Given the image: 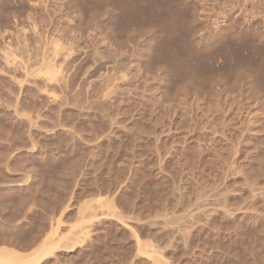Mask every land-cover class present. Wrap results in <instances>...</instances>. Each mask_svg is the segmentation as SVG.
I'll use <instances>...</instances> for the list:
<instances>
[{
  "label": "rangeland",
  "instance_id": "374dc122",
  "mask_svg": "<svg viewBox=\"0 0 264 264\" xmlns=\"http://www.w3.org/2000/svg\"><path fill=\"white\" fill-rule=\"evenodd\" d=\"M193 1L0 0V49L20 67H1L0 72V252L5 247L21 252L35 247L59 220L67 231L82 221L80 209L94 207L99 198L105 202L100 212L106 214L99 212L100 218L93 219L104 223L107 233L91 232L87 247L76 244L71 250L75 258L61 261L146 264L147 255L139 247L144 245L156 248L168 264H250L251 251L264 255V224L249 225L243 214L246 182L264 184V110L259 109L264 106L255 93L262 87L253 92L239 85L227 100L245 106L260 102L249 116L221 115L218 92L209 90L220 87L219 75L232 84L242 66L246 73L264 75V45L251 34L237 33L234 26L221 41L194 49L193 28L204 34L210 26L207 15L216 18L219 8L209 7L212 0H200L196 6ZM244 1L229 6V0H221L229 5L220 7L264 16V0ZM149 31L163 34L165 57L180 60L190 69L189 77L194 75L204 86L217 77L216 84L206 87L211 93L197 99L199 105L192 94L177 88L180 78L162 89L158 59L152 58L149 67L133 65L149 47ZM226 60L232 64L227 61L229 69ZM39 75L62 76L65 86L53 81L44 88ZM11 80L21 81V89ZM186 97L197 105L184 102ZM17 107L24 115L13 110ZM27 115L37 126H29ZM247 156L261 164H253L254 172ZM217 186L224 191L219 196L226 192L228 198L211 205L223 204L237 213L227 219L201 212L190 218L192 224H184L181 213H188ZM170 216H180L181 221L174 222L187 228L181 225L182 241L153 225Z\"/></svg>",
  "mask_w": 264,
  "mask_h": 264
},
{
  "label": "bare ground",
  "instance_id": "6f19581e",
  "mask_svg": "<svg viewBox=\"0 0 264 264\" xmlns=\"http://www.w3.org/2000/svg\"><path fill=\"white\" fill-rule=\"evenodd\" d=\"M184 1H191V0H184ZM193 1V0H192ZM195 1V0H194ZM193 1V2H194ZM200 0H196L194 3H195V5H193V2H192V5L193 6H196V3L197 4H199L200 2H199ZM223 1H225V0H223ZM228 1V0H227ZM239 1V0H238ZM238 1H236L237 3H238ZM249 0H247V2H248ZM251 1V0H250ZM254 1V0H253ZM263 1V0H262ZM212 2V4H211V6H209V7H215L216 9H218L219 8V10H217L218 11V14H216L215 16H216V18H212L211 16L212 15H207V17H208V21H209V23H210V26H209V28H207L206 29V31H205V33L204 34H198V33H196L197 31V29L196 28H193V29H195V31H193V29H191L192 31H193V33L191 34V43H192V46L194 47V49L196 48V49H199V50H201V49H203V48H206V47H208V46H210L211 44H213V43H216V42H218V40L220 39V41H221V38H223L224 37V35L227 33V34H229V33H231V30L233 31L234 29H231L232 27L234 28V26H237L236 27V29H237V33H248V35L249 34H251L255 39H256V41H258L260 44V46L262 47V45H264V16L262 17V16H260V15H258L259 14V12H258V14H257V12H255V14H249V15H243V14H241V12L239 13V11H238V13L237 12H235V10H233V9H231V8H223L222 10H221V7L220 6H227V5H229V4H231V1L229 0V2H227V3H229V4H225V3H220L221 2V0H215V1H211ZM210 2V3H211ZM244 2H246V0L244 1ZM243 2V3H244ZM252 2V1H251ZM250 2V4H252ZM255 2V1H254ZM186 3V5H187V2H185ZM202 3V2H201ZM237 3L235 4V3H232L233 5L235 4V6L237 5ZM240 3H242V2H240ZM243 3H242V5H243ZM183 4H184V2H183ZM232 4L231 5H229V6H232ZM239 5V4H238ZM241 5V4H240ZM253 5V4H252ZM198 6V5H197ZM254 6H255V3H254ZM234 7V6H233ZM195 9H196V7H194ZM193 8V9H194ZM194 9V10H195ZM235 9H237V8H235ZM79 10V9H78ZM77 11V10H76ZM80 11V10H79ZM78 11V12H79ZM196 11V10H195ZM237 11V10H236ZM193 12V11H192ZM193 13H195V12H193ZM191 14V15H193V17H194V19L196 18V16H195V14L197 15V13H195V14ZM80 14H81V11H80V13H79V15H77L78 16V18H79V16H80ZM137 16V15H136ZM80 19V18H79ZM130 19V18H129ZM131 19H132V17H131ZM130 19V20H131ZM197 19V18H196ZM195 19V20H196ZM205 19H207L206 17H205ZM127 20V19H126ZM194 20V21H195ZM197 21V20H196ZM207 21V22H208ZM166 23V22H165ZM173 23V22H172ZM192 23H193V20H192ZM196 23H198V22H196ZM168 24V23H167ZM208 24V23H207ZM160 25H162V24H160ZM193 25H195L196 26V24H194L193 23ZM199 26V25H198ZM198 26H196V27H198ZM161 28L160 26H157L156 28ZM168 27V26H167ZM194 27V26H193ZM158 28V29H159ZM163 28V27H162ZM162 28L160 29V30H162ZM151 31H153L152 29H150ZM167 30V29H166ZM151 31H149V32H151ZM235 31V30H234ZM229 32V33H228ZM235 33V32H234ZM236 33V34H237ZM159 34L158 33H155V32H151L150 33V35H149V40H148V43H149V47H148V49H147V51H146V53L143 55V54H140V56H139V58H137L136 59V63L137 64H135V63H133V65H135V66H140V64L141 65H143L142 63H144V65L146 66V67H149L150 65H151V59L152 58H156V60L158 61V64H159V61L161 62V64H159V70H160V73L163 75H161L162 77H163V80L161 81V87H162V89L163 88H165L166 87V85L168 84V83H170L171 81H174V80H176V79H178V78H180L181 79V83L180 82H178L179 80H176V83L178 82V83H180V84H178L177 83V88L178 89H183L182 90V92L183 91H185V93L187 94V95H189V97H190V95L192 94V98L193 99H196V103L199 105L200 103L197 101V99L199 100L200 99V97H201V95L204 97V96H207V94H210L211 92H208L209 90H211L212 92H215V90H217V92H218V95H219V97H218V99H217V101H218V105H217V107L219 108V110H218V108H216L217 109V111H219V113L221 114H231V115H233V113H238V114H246L247 116H249L253 111H255V110H257L258 108H257V105L256 104H258V103H260V102H258V103H256V104H249V105H246L245 106V104H247V103H242V102H240V100L238 101L239 102V104H241V105H237L236 103H230V102H228L229 100H230V98L232 97L233 98V92L235 91V88L237 87V86H241V88H243V90H245V91H247V90H249V89H252V88H254V90H257L256 88L257 87H259L258 85H261L260 87H262V89L261 90H259V91H255V93H256V95L258 94V96L260 97L259 99V101H261V103H260V106L262 105V107L264 106V83H263V76L262 75H260L261 74V72H259V71H257V72H255V74H253L252 73V71L250 70L249 71V73H246V71L245 70H242V68H244L243 66H242V68H241V70L239 69H236V71H235V69L234 68H236V67H238V66H236V67H234L233 66V69H231L232 71H235L236 73H235V78H234V80H235V82H234V80H233V82H232V84L231 83H228V81L226 80V79H223L222 78V76L223 75H219V77L220 78H218L217 79V77L215 78V77H213V78H215V80L217 81V82H219V84L217 83L216 84V82H215V80L213 79H210V80H212V81H214V82H209L208 84L209 85H212V83H214V84H216V85H219L218 87L219 88H217L216 89V86L214 85V87H212L213 88V90H212V88H211V86H209L208 87V84H206V86H204V84H202L200 81H197L199 78H197V80H195L194 78H196V77H193L192 75L189 77L188 75H190V74H186V72L187 73H189L188 72V70H190V69H184V67H185V65L183 64V66L184 67H182V65H181V63H179L180 62V60H179V62L177 61L178 59H176V57L173 59V58H170V56H166L165 57V55H167V45H166V42L164 41V40H166V39H163L162 40V35L163 34H160L161 35V39L159 38V36H158ZM241 35V34H240ZM248 35L246 36V34H244V36H246V37H248ZM243 36V37H244ZM169 37V36H168ZM167 37V39H169ZM158 38H159V40H158ZM252 41H253V39L251 38V36L249 37ZM164 41V42H163ZM168 41V40H167ZM170 41V40H169ZM168 41V42H169ZM249 41V40H248ZM253 43H255V41L253 42ZM253 43H251V45L253 44ZM170 44V43H169ZM258 44V43H257ZM257 44H255V45H257ZM262 44V45H261ZM191 45V44H190ZM224 45V44H223ZM227 45V44H226ZM230 45V44H229ZM228 45V46H229ZM249 45H250V43H249ZM254 45V44H253ZM221 47V46H220ZM222 47H224V46H222ZM255 47V46H254ZM257 48H259L258 47V45L256 46ZM264 47V46H263ZM229 48V47H228ZM169 49V48H168ZM253 49V48H252ZM261 49V48H260ZM223 50V49H222ZM170 51V50H169ZM172 51V50H171ZM170 51V52H171ZM220 51H221V48H220ZM222 52V51H221ZM172 54V53H171ZM168 55H169V52H168ZM173 55V54H172ZM176 56H177V54H176ZM263 56H264V53H263ZM174 57V56H173ZM55 59V58H54ZM164 59V60H163ZM13 60V59H12ZM12 60H11V58H10V55L8 54V52L7 51H5L4 49H0V68L2 67V68H5V67H7V68H10V67H12V69H13V71H15L16 69H18V68H20V67H18L16 64H14L15 62H14V60H13V62H12ZM165 60H167V61H165ZM264 60V59H263ZM228 60H226V63H227V66H225L226 64H225V62H224V66L225 67H227L228 69H229V67H228V62H227ZM238 61H239V59H238ZM261 62V64L263 63V61L261 60V61H259V63ZM183 63V62H182ZM230 63V62H229ZM241 63V62H240ZM258 63V62H257ZM223 64V63H222ZM231 64V63H230ZM2 65V66H1ZM232 65V64H231ZM230 65V66H231ZM239 65V64H238ZM263 65V64H262ZM261 65V66H262ZM223 66V65H222ZM223 66V67H224ZM246 66V65H245ZM259 66V65H258ZM18 67V68H17ZM221 67V66H220ZM224 67V68H225ZM1 68V69H2ZM6 68V69H7ZM222 68V67H221ZM223 68V69H224ZM227 68H226V70H227ZM230 68H232V67H230ZM247 68V67H246ZM259 68V67H258ZM263 68H264V65H263ZM6 69H4V70H6ZM220 69V68H219ZM9 70V69H8ZM7 70V71H8ZM11 70V69H10ZM187 70V71H186ZM249 70V69H248ZM261 70H263V72H264V69H262L261 68ZM1 71H3V69L2 70H0V72ZM12 71V70H11ZM18 71V70H17ZM245 71V72H244ZM4 72V71H3ZM6 72V71H5ZM10 71H8V72H6L5 74H7V73H9ZM248 72V71H247ZM262 72V73H263ZM190 73H192V71L190 72ZM260 73V74H259ZM2 74V73H1ZM195 74V73H194ZM258 74V75H257ZM9 75V74H8ZM10 75H11V72H10ZM9 75V76H10ZM13 75V74H12ZM186 75L188 76V77H186ZM233 75H234V73H233ZM8 76V77H9ZM15 76V75H14ZM14 76H11L10 77V79L12 78V80L15 78ZM196 76V75H195ZM39 79L37 78V80L38 81H40V79H41V83H44V88H47V87H51V86H49V84H51V83H56L57 85H61L60 87H62L63 85L65 86V80H64V78L62 77V76H55L54 78L53 77H48V76H41V75H39ZM193 79H192V78ZM223 77H226V76H223ZM11 80V81H12ZM201 80V79H200ZM54 81V82H53ZM12 82H14V81H12ZM15 82H17L15 85L19 88L20 87V89H21V87H22V82L21 81H16L15 80ZM14 82V83H15ZM211 83V84H210ZM234 83V84H233ZM35 84H36V82H35ZM229 84H231V85H229ZM45 85H48L47 87H45ZM179 85V86H178ZM212 85V86H213ZM204 86V87H203ZM206 87H208L207 89H209V88H211V89H209V90H207L206 89ZM235 87V88H234ZM19 89V90H20ZM48 89V88H47ZM186 90L189 92V93H187L186 92ZM18 91V90H17ZM181 91V90H180ZM180 91H178V92H180ZM252 91H253V89H252ZM216 92V93H217ZM254 92V91H253ZM20 93V92H19ZM233 93V94H232ZM233 95V96H232ZM48 96L49 97H52V98H54V99H52V100H56L55 99V96L54 95H51V94H48ZM189 97H186V98H184V102H186V103H188V102H192L193 100L192 99H190ZM188 98L190 99L189 101H188ZM235 98V97H234ZM237 99V98H236ZM192 100V101H191ZM228 100V101H227ZM200 101V100H199ZM231 101V100H230ZM233 102V101H232ZM237 102V101H236ZM193 103H194V101H193ZM249 103V102H248ZM195 104V103H194ZM197 104H195V105H197ZM197 107H199V106H197ZM18 107H17V109H13L14 111H16L17 113H19V111H20V113H19V115L20 116H22V115H24L23 113H21V110H19L18 111ZM259 109H262L260 112H263V110H264V107L263 108H260L259 107ZM256 112V111H255ZM17 113H15V114H17ZM254 113V112H253ZM252 113V114H253ZM221 114V115H222ZM262 114V113H261ZM260 114V115H261ZM18 115V114H17ZM26 115V114H25ZM237 114H235V116H236ZM245 115V116H246ZM262 115H264V112H263V114ZM238 116V115H237ZM240 116V115H239ZM238 116V117H239ZM26 117V118H25ZM24 117V119H26L27 121H28V123H30L29 124V126L31 125L32 127H35V126H37L36 125V123L33 121V120H31V118L27 115V116H25ZM251 117V116H250ZM263 117V116H262ZM247 118V117H246ZM262 118H260V120H261ZM264 120V119H263ZM249 122V121H248ZM260 133H263V132H260ZM259 135H261V134H259ZM264 135V134H263ZM256 137V136H255ZM258 137V136H257ZM261 137H263V136H261ZM254 139V138H253ZM252 140V139H251ZM254 142V141H253ZM253 144V143H252ZM252 146V145H251ZM250 149V148H249ZM253 149V148H252ZM251 150V149H250ZM249 151V150H248ZM252 152V151H251ZM237 153V152H236ZM249 154H250V151H249ZM252 154V153H251ZM234 155H238V154H234ZM234 155H233V157H234ZM235 156V157H236ZM233 157H231V159L230 160H232V159H236L235 157L233 158ZM239 157V156H238ZM253 156H251V157H248L247 156V158H249L248 159V161L250 162V167H249V169L251 168V170L253 169V168H255L254 166L255 165H257V164H259L258 162V160L256 159V161H258V162H252V159H253V161H254V158H252ZM79 158V157H78ZM238 159V158H237ZM77 160V159H76ZM251 160V161H250ZM247 161V160H246ZM262 161V159L260 160V162ZM1 162V161H0ZM232 162H233V160H232ZM255 163V165H253ZM1 164V163H0ZM232 164V163H231ZM246 164H247V162H246ZM245 164V165H246ZM248 165V164H247ZM259 165H261V164H259ZM258 165V166H259ZM257 166V167H258ZM231 167H233V165L231 166ZM259 168H261L262 169V167H259ZM259 168L258 169H255V170H259ZM230 170H231V168H229ZM228 169V170H229ZM260 169V170H261ZM236 169H234V171H235ZM253 171V170H252ZM255 172V173H259V171L258 172ZM254 172V171H253ZM262 172H263V169H262ZM261 172V173H262ZM231 173H233L232 174V176H234V172H232L231 171ZM236 174H237V171H236ZM229 176L231 175L230 173L228 174ZM259 175V174H258ZM263 175V174H262ZM261 176V175H260ZM247 181H248V179H247ZM250 181V180H249ZM252 182V181H251ZM244 183V182H243ZM259 183V182H258ZM257 183V184H258ZM218 184V183H217ZM218 188H219V186H217ZM243 188V187H242ZM209 190H210V192H209ZM208 190V193H210L207 197H201V198H199V196H196V199L197 198H199V199H197L198 201H197V203H196V201H195V203H196V205H195V207L193 206L192 208V210H188L189 212L188 213H184V214H182L181 213V215H184V224H186V222L188 223V220H189V222H191L190 224H192V221H190V218L193 216V217H195L194 215H196L197 213H200V214H204L205 212H207V211H209V213L211 212H213L214 214H217L218 215V213H220V214H223L225 217H228L227 219H229V217L230 216H232L233 214H236L237 213V211H236V213H232V212H230V211H228L225 207L226 206H224L223 204L221 205V202H220V205L222 206V208H221V206H217V207H213L212 205H211V203H212V201L214 202V200H215V202L218 200L219 201V199L220 198H222V197H224L225 196V194H226V192L224 193V196H222V197H220L219 195V193H220V191L222 190V188L220 189H216V188H214L213 187V189L211 188V189H209ZM243 190H245V193L247 194V198H248V204H247V206H245L246 208H244L243 209V214H244V217L248 220V224L250 225V224H252L253 222H255V224H256V222H258L260 225H262V224H264V206L262 205V196H264V184L262 185V183H261V185L259 184V186H257V185H255V184H253V183H250V182H246V184L244 185V188H243ZM222 192H224L223 190H222ZM180 193H182V192H180ZM183 194V193H182ZM198 194V193H197ZM222 194V193H221ZM223 195V194H222ZM185 196V195H184ZM205 196V195H204ZM225 197H227V195L225 196ZM246 197V196H245ZM228 198V197H227ZM94 199V198H93ZM179 199V198H178ZM226 199V198H225ZM97 200V201H96ZM96 200H94V201H96L95 202V204H93L94 205V207L92 206V204H91V207L90 208H87L86 206H88V205H86V206H83L82 207V209H80L81 211H80V215H81V222L79 223V224H76V225H73V226H71V228L70 229H68L67 231H64L63 232V228H64V225H62V222H60V220L59 221H57V223H55V225L56 226H53L52 228H51V231H47V235H45V237L41 240V242L38 244V245H36L35 247H32V248H30L29 250H26L25 252H21V251H18V250H15V249H13V248H3V250H2V252H0V264H75L76 262L78 263V261H75L74 262V260H73V262L71 261V262H69V261H61L62 259H64L63 257H65V258H67V256H69L70 258H71V256H72V259H74L75 257H74V255L71 253V250H74L73 248L75 247V245L76 244H78V243H80L79 244V246L80 245H82V243H83V245L84 246H86L87 247V245H89V242H91V241H88L87 240V238H89V236H91V232H94V234H96V235H101L102 233H104L105 232V228H106V226L104 227L103 226V224L101 225L99 222H100V220L99 221H96V220H94L93 218H95V217H97L98 216V214H99V212H100V210H102L103 208H101V206L103 207V203H105V202H103V200H101V199H99V198H97ZM191 200V199H190ZM221 200V199H220ZM223 200V202H224V199H222ZM189 201V200H188ZM194 203V204H195ZM225 203V202H224ZM213 204V203H212ZM208 205H211L210 207L211 208H209L208 207ZM219 205V204H218ZM100 206V207H99ZM192 206V205H191ZM214 206H215V204H214ZM99 207V208H98ZM244 207V206H243ZM85 208H87L86 210H84ZM238 210V209H237ZM103 211V210H102ZM105 212V211H104ZM104 212H100V213H103V214H106V213H104ZM202 212V213H201ZM111 213V212H110ZM109 213V214H110ZM211 213H210V215H211ZM112 214V213H111ZM117 214V213H116ZM115 213H114V215L115 216H117ZM202 214V215H203ZM213 214V215H214ZM230 214H232V215H230ZM113 215V214H112ZM113 215V216H114ZM180 215V216H181ZM205 215V214H204ZM209 215V216H210ZM240 215V214H239ZM242 215V214H241ZM165 216V215H164ZM178 216L177 218L178 219H176L175 217H173V216H170L171 218H172V220H169L170 219V217H169V219H168V217H165V218H161L160 220H157V221H154L153 222V225L156 227V230H158V231H160V232H172V234L174 233V234H176L177 236H179L178 237V242L181 240V237H182V235H183V237H184V231H182V230H184L185 228H186V226H184L183 225V223L181 224V223H176V222H174L175 221V219H176V221L178 222V221H181V217L183 218V216ZM102 217V216H101ZM118 217V216H117ZM120 217V216H119ZM117 218V219H119V221L122 223L123 221L124 222H126L125 221V219L122 221V220H120V218L121 219H123L122 217H120V218ZM161 217V216H160ZM98 218H100L99 216H98ZM98 218H96V219H98ZM168 220H167V219ZM175 218V219H174ZM230 218H232V217H230ZM194 219V218H193ZM226 219V218H225ZM191 220H192V218H191ZM153 221V220H152ZM124 224V223H123ZM189 224V223H188ZM188 224H187V226H188ZM255 224H253V225H255ZM181 225L182 226H184V229L183 228H181ZM190 226V225H189ZM252 226V225H251ZM251 226H250V228H251ZM0 227H2V226H0ZM189 228V227H188ZM187 229V228H186ZM185 229V230H186ZM249 229V228H248ZM252 229V228H251ZM261 229H263V228H261ZM50 230V229H49ZM50 232V233H49ZM187 232V234L189 233L188 231H186ZM185 232V233H186ZM107 233V231L105 232V234ZM183 233V234H182ZM173 234V235H174ZM187 234H185V237H186V235ZM132 235V234H131ZM176 235H175V239H177V237H176ZM1 236H3V235H1ZM95 236V235H94ZM102 236H103V234H102ZM133 236V235H132ZM101 237V236H100ZM252 237H253V235H252ZM91 238V237H90ZM92 238H94V237H92ZM98 238V236L96 237V239ZM1 239H4L3 237L1 238ZM1 239H0V241H1ZM95 238H94V240H96ZM99 239V238H98ZM187 240V238H184V240ZM92 240V239H91ZM85 241H88L87 243H86V245L84 244V242ZM137 241H138V239H137ZM182 241V240H181ZM186 242V241H185ZM188 242V241H187ZM93 243V242H92ZM140 242L138 241V244H139ZM253 243V242H252ZM181 244V243H180ZM183 244V243H182ZM251 245V244H250ZM145 246V248L143 247V246H139L141 249H144V253L147 255L146 256V261H147V263L146 264H168V262H166L165 261V259L163 258H161L159 255H157L158 254V250L156 249V248H154L152 245V247L150 246V245H148L149 247L148 248H146L147 247V245H144ZM187 246V245H186ZM78 247V246H77ZM82 247V246H81ZM91 247V246H90ZM151 247V248H150ZM83 249H84V247H82ZM92 248V247H91ZM139 248V249H140ZM27 249V248H26ZM86 249V248H85ZM88 249V248H87ZM250 249H252V248H250ZM249 249V250H250ZM84 252H86L85 250H83ZM88 251V250H87ZM160 251V250H159ZM249 253V252H248ZM83 254V253H82ZM249 259L251 260V262H249L250 264H256V263H259V264H263L264 263V255H262V254H255L254 253V251H251V253L249 254ZM96 261L98 260V259H95ZM95 260H94V262H95ZM120 262H119V264H131L130 262L129 263H125L124 262V260H122L123 262H121V259H118ZM248 260V259H247ZM104 261V260H103ZM127 261V260H126ZM79 262H81V261H79ZM99 263H100V261H98ZM113 262V261H112ZM76 263V264H77ZM99 263H97V264H99ZM107 264H108V261L106 262ZM106 263H104V264H106ZM114 263H118L117 261H115ZM113 263V264H114ZM141 263H143V262H141ZM79 264V263H78ZM85 264V263H84ZM87 264V263H86ZM89 264V263H88ZM91 264V263H90ZM92 264H94V263H92ZM101 264V263H100ZM109 264H111L110 262H109ZM145 264V263H144ZM170 264V263H169Z\"/></svg>",
  "mask_w": 264,
  "mask_h": 264
}]
</instances>
